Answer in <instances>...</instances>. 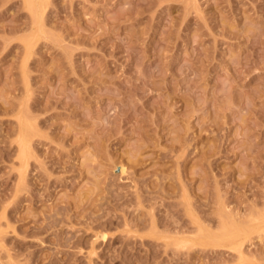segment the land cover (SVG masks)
I'll return each instance as SVG.
<instances>
[{"label": "rangeland", "instance_id": "374dc122", "mask_svg": "<svg viewBox=\"0 0 264 264\" xmlns=\"http://www.w3.org/2000/svg\"><path fill=\"white\" fill-rule=\"evenodd\" d=\"M35 6L0 0V264H264V0Z\"/></svg>", "mask_w": 264, "mask_h": 264}, {"label": "bare ground", "instance_id": "6f19581e", "mask_svg": "<svg viewBox=\"0 0 264 264\" xmlns=\"http://www.w3.org/2000/svg\"><path fill=\"white\" fill-rule=\"evenodd\" d=\"M37 1H41V0H26V4H27V7H28V9H29V11L31 10V9H33L34 7H36L35 5H36V2ZM45 2V1H44ZM24 3V2H23ZM39 4V3H38ZM40 5V4H39ZM38 5V6H39ZM25 6V5H24ZM39 8V7H38ZM38 8H36V10L38 9ZM40 10V9H39ZM43 11H44V9H42ZM32 11V10H31ZM37 12H38V10H37ZM31 14H34V13H31ZM36 14H38V13H36ZM35 15V14H34ZM33 15V16H34ZM37 17V16H36ZM39 17L40 16H38V19H39ZM32 18H34V17H32ZM37 19V18H36ZM35 21V20H34ZM39 21V20H38ZM36 22V21H35ZM35 24V23H34ZM38 27V26H37ZM37 30V29H36ZM43 30V29H42ZM38 32H39V30H38ZM35 35H36V33H35ZM36 36H38V35H36ZM29 37H31L30 35H29ZM29 37L27 38V40L26 41H28V39H29ZM32 38V37H31ZM34 39H35V37H34ZM30 41V40H29ZM28 41V42H29ZM34 41V40H33ZM34 44V43H33ZM26 45V44H25ZM27 48V47H26ZM31 49V48H30ZM30 53V52H29ZM24 118V117H23ZM24 120H25V118H24ZM19 123V122H18ZM27 123V122H26ZM27 125V124H26ZM25 127V126H24ZM27 129V128H26ZM29 129V128H28ZM26 131H28V130H26ZM20 136V135H19ZM19 145H20V147H21V151L23 152V153H26V151L28 150V146H27V144H26V141L24 140V138L23 137H19ZM27 154V153H26ZM123 167V166H122ZM122 167H121V173H122V171H124V169L125 168H123L122 169ZM253 216V215H252ZM257 216V215H256ZM260 216V215H259ZM263 216V215H262ZM262 216H261V218H262ZM251 218V217H250ZM258 218V217H257ZM231 219V218H230ZM195 221V220H194ZM201 223V222H200ZM253 223V222H252ZM252 223H251V225H252ZM199 224V223H198ZM201 224H203V223H201ZM200 224V225H201ZM260 224V223H259ZM236 225V224H235ZM199 226V225H198ZM239 226V225H238ZM244 226V225H243ZM246 226V225H245ZM207 227V226H206ZM224 227V226H223ZM241 227V226H240ZM210 228V227H209ZM200 229V228H199ZM230 229V228H229ZM228 229V230H229ZM243 229H244V227H243ZM203 230H204V228H203ZM227 230V231H228ZM240 230V229H239ZM238 230V231H239ZM253 230V229H252ZM212 231V230H211ZM223 231H225V230H223ZM216 232V231H215ZM239 232H241V231H239ZM201 233H202V231H201ZM218 233V232H217ZM222 232H220V234H221ZM246 233V232H245ZM205 234V233H204ZM203 233H202V235H204ZM219 234V233H218ZM223 234H224V232H223ZM233 234V233H232ZM227 235V234H226ZM229 235V234H228ZM231 235V234H230ZM229 235V236H230ZM200 236H201V234H200ZM199 236V237H200ZM205 237H206V234L204 235ZM214 236V235H213ZM216 236V235H215ZM214 236V237H215ZM229 236H226V237H229ZM237 236H239L238 234H235V235H233L232 237H229V238H231L232 240H234V239H236L237 238ZM103 239H105V235H102L101 236ZM178 237V236H177ZM177 237H175V238H177ZM198 239H199V237L198 236H196ZM211 237H212V234H211ZM217 237V236H216ZM225 236H221V237H219V238H216V243L217 244H219L220 246H222L223 245V242H225L226 240H230V239H225L226 238ZM181 238V237H180ZM180 238H178V239H180ZM184 238V237H183ZM202 238V237H201ZM200 238V239H201ZM204 238V237H203ZM207 238V237H206ZM209 238V237H208ZM239 238V237H238ZM249 238V237H248ZM188 239H190V236H189V238ZM205 239V238H204ZM210 239V238H209ZM215 239V238H214ZM192 240V239H191ZM237 240V239H236ZM231 241V240H230ZM248 241V240H247ZM184 242V244H186V243H188L189 242V240H185V241H181L180 242V244L181 243H183ZM237 242H239V241H237ZM191 243V242H190ZM183 244V245H184ZM233 244V243H232ZM246 244V243H245ZM244 244V245H245ZM195 245V244H194ZM207 245V244H206ZM227 245V244H226ZM226 245H225V247H226ZM229 245V244H228ZM236 246H235V249H238V251H239V249H240V244H235ZM243 245V246H244ZM224 246V245H223ZM230 246V245H229ZM228 247V246H227ZM218 249V248H217ZM230 250V249H229ZM248 251V250H247ZM246 250H245V247H244V251L243 252H247ZM244 253V254H245ZM238 254V253H237ZM243 254V253H242ZM243 254V255H244ZM247 254H248V252H247ZM246 255V254H245ZM244 255V256H245ZM250 255V254H249ZM249 255H247V256H249ZM237 256V255H236ZM227 257V256H226ZM251 257V256H250ZM230 259V258H229Z\"/></svg>", "mask_w": 264, "mask_h": 264}]
</instances>
